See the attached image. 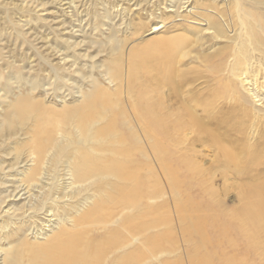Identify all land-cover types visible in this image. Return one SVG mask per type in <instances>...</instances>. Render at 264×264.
Listing matches in <instances>:
<instances>
[{"label": "bare ground", "instance_id": "1", "mask_svg": "<svg viewBox=\"0 0 264 264\" xmlns=\"http://www.w3.org/2000/svg\"><path fill=\"white\" fill-rule=\"evenodd\" d=\"M116 1L118 6L129 2ZM214 1L217 6H206L203 0H197L198 4L196 0H169L171 11L176 16L181 14L183 19L186 16L189 24L199 26L200 33L196 36L192 32L196 36L193 38L174 39L165 50H158L156 72L142 77L136 61L127 62L123 67L122 45L116 36L118 26L111 25L113 19L109 17L111 9L100 5L102 22L99 23L107 37L99 43L92 38L97 32L96 24L90 28L92 32L85 33L80 26L82 21L76 24L71 16L64 14L65 10H73L72 2L49 1L50 8L55 10L47 14L59 11L60 23H63L60 24L55 23L59 14L49 19L41 15L47 8L37 0L0 1V23L9 30L6 31L9 35L3 32L7 39L29 42L26 28L22 27L26 25L33 32L52 27L54 35L50 40L53 46L45 47L44 53L43 49L32 47L34 52L31 51L32 60H28L27 70H21L26 62L16 63L13 59L3 60L4 65L0 66V264H153L154 261L169 264L164 258L178 254L180 247L171 238L167 240V245L171 246L166 248L155 230L161 225L169 229L174 218L179 225L181 243L185 249L187 247L182 252L184 255L179 254L186 256L187 264H214L212 259L219 264H237L231 255L234 252L230 256L221 250L216 253L202 238L196 246H190L195 229L188 216L192 207L188 203L192 198L189 192L196 187L201 197L208 196L215 202L218 200L213 183L216 177L225 190H236L240 205L234 207L232 220H221L220 225L214 223V227L216 230L233 228L238 234L252 237L246 238L244 245L234 243L232 247L264 264L261 262L264 260V172L259 170L254 178L251 173L263 165L264 0ZM126 6L122 9L129 13L131 8ZM66 18L70 20L66 22ZM162 21L155 20L150 32L157 33L164 26ZM55 24L61 28L53 29ZM67 24L77 26L76 30L67 31L69 35L63 31ZM80 27L84 30L82 34ZM70 36L81 39L76 41ZM208 40L217 46L211 52L201 53L199 50ZM2 41L0 37V50L4 49ZM84 42L92 47L95 44L92 54L77 52L79 48H75L84 46ZM80 48L86 50V47ZM192 54L214 83L211 96L203 101L190 92L185 95L188 99L180 100L181 87L173 77L176 63ZM100 55L104 58L94 63L92 60ZM81 59L85 63L79 65L77 61ZM34 61L49 77L40 78L44 81L42 84L41 75L38 77L31 67ZM69 76L76 80L75 90L67 87L72 98L69 103L64 98L49 105L40 97L35 98L41 85L58 84L65 88L69 85ZM52 77L55 79L49 80ZM98 77L102 81L104 78L116 91L107 92V87L101 89ZM44 90L47 95L48 90ZM122 99L127 101L124 103ZM220 99L233 102L231 107L228 105L235 111L230 119L234 128L240 123L238 131L247 136V140L244 139L247 144L240 141L241 144H236L228 139L234 128L225 127L229 120L217 112L216 103ZM199 107L206 112L207 124L196 115ZM247 150L250 153L245 156ZM198 154L208 158L209 165L200 164ZM141 173L152 182L147 188L153 186L155 193L145 191L140 183ZM183 186L187 194H181L183 188L179 191ZM155 199L166 205L158 209L160 201L155 203ZM157 209L161 217L154 216L147 222L146 214H153ZM145 231L151 232L148 238L151 241H147ZM30 234L42 241H27ZM152 249L160 250L154 253ZM143 250L147 252L143 254Z\"/></svg>", "mask_w": 264, "mask_h": 264}, {"label": "rangeland", "instance_id": "2", "mask_svg": "<svg viewBox=\"0 0 264 264\" xmlns=\"http://www.w3.org/2000/svg\"><path fill=\"white\" fill-rule=\"evenodd\" d=\"M1 2H3V3H8V2H12V1H14V0H5V1H7V2H5L4 0L2 1V0H0ZM36 1V0H35ZM42 1H44V3L43 2H40V0H37V2L38 3H41L42 5H43V8H47V10H44V12H42L41 13V15H43L44 17H46V18H50L52 15H54L55 14V12H53V13H49L50 15H48L47 14V12L48 11H50V10H55L54 8H50V6H49V1H51V0H49L48 2L46 1V0H42ZM54 1V0H53ZM66 0H55V2H61V3H63V2H65ZM79 3V4H77V2ZM67 0V3L68 2H72L73 4V6H74V8H73V10H65V13L64 14H66V15H68V16H71V19L72 20H74V21H76V24L78 23L77 21H82V24H80V26L82 25V27L85 29V33H87L88 32V30H90L91 31V29H93L94 28V26H95V24L97 25V26H95L96 28H97V30H95V31H97L96 33H94V35H92V38L95 40V41H97V42H102V41H104V39L107 37V34H106V32L105 33H102V27H100V23L99 22H102L101 21V19L99 18V11H101L100 10V8L101 7H103V6H105L106 8H108L110 11H111V14H110V16L109 17H111L112 16V18H110L111 20H112V22H111V25H116V27L118 28V32L116 33V36H117V38L120 40V42H121V47H122V63H123V67L125 66V65H127V62H131L132 60L133 61H136L137 63H138V66H139V68L141 69V77L143 76V75H148L149 73H155L156 72V59H157V54H158V50H165L166 49V47H167V45H169V44H171V42L174 40V39H177V38H181V37H183V38H193V37H196L197 35L196 34H198V33H200V32H198V29H199V26L197 27L195 24L193 25V23L192 24H189L188 22V18L186 17V16H184L185 18L183 19V17H182V15L181 14H178L179 16H176V14H174L171 10H173V8L170 6V3H169V0H128L129 2H124V4H123V6H118V4L119 3H117V1H116V3H115V1L114 0ZM114 1V2H113ZM127 1V0H126ZM177 0H175V2H176ZM204 1V5L206 4V6L207 5H209V6H214V5H216L217 6V3H215V1L214 0H203ZM206 1V2H205ZM112 2H113V5H112ZM138 3V5H134V3ZM162 2V3H161ZM214 3L213 5H212V3ZM47 4V5H44V4ZM66 3V2H65ZM65 3H63V4H65ZM139 3H140V5H139ZM196 3L198 4V2H197V0H196ZM75 4V5H74ZM87 4V5H86ZM89 4V5H88ZM93 4H95V5H93ZM148 4V5H147ZM161 4V5H160ZM165 4V5H164ZM59 5V4H58ZM100 5H102L101 7H100ZM126 5H129V6H126ZM131 5V6H130ZM161 6V7H157V6ZM113 6V7H112ZM114 6H116V7H114ZM118 6V7H117ZM129 7V8H131L130 10H129V13L128 12H125V10H123L122 8L123 7ZM133 6V7H132ZM139 8H138V7ZM167 6H168V8H167ZM88 7V8H87ZM151 8V10L152 11H150V8ZM153 7V8H152ZM156 7V8H155ZM50 8V9H49ZM87 8V9H86ZM142 8V9H141ZM158 8V9H157ZM167 8V9H166ZM96 9V10H95ZM116 9V10H115ZM132 9H134V10H132ZM159 9H163V11L162 10H159ZM164 9H165V11H164ZM57 10V9H56ZM118 10V11H117ZM123 10V11H122ZM169 10V11H168ZM73 13H71V12ZM78 11V12H77ZM81 13H80V12ZM93 11V12H92ZM98 11V12H97ZM153 11H155L154 13H153ZM131 12V13H130ZM132 12L133 13H136V14H132ZM160 12H163V13H160ZM68 13V14H67ZM80 13V14H79ZM126 13H128V14H126ZM139 13V14H138ZM152 13H153V15H152ZM159 13L161 14V15H159ZM166 13H168V14H166ZM57 14V15H56ZM56 16H58V14H59V16H58V18L56 19V22L55 23H60L61 21V19H62V17H61V14L59 13V11L57 12L56 11ZM118 14V15H117ZM149 14V15H148ZM156 14V15H155ZM80 15V16H79ZM138 15V16H137ZM159 15V16H158ZM171 15V16H170ZM83 16V17H82ZM121 16V17H120ZM139 16H142V17H140L139 18ZM156 16V17H155ZM166 16V17H165ZM181 16V17H180ZM76 17V18H75ZM81 17V18H80ZM149 17V18H148ZM168 17V18H167ZM180 19H179V18ZM52 18V17H51ZM141 18H142V20H141ZM175 18V19H174ZM22 19H25V17L23 18V16H22ZM81 19V20H80ZM132 19H133V22H132ZM157 19L158 20H163L162 21V23L164 24V26L161 28V29H159V31L157 32V33H154V34H156L157 35V38H156V36L153 34V33H151L150 31H151V28H152V23L156 20L157 21ZM174 19V20H173ZM59 20V21H58ZM68 20H70L69 18H68ZM67 20V18H66V22L68 21ZM128 20H129V22H128ZM185 20V21H184ZM89 21H91V22H88ZM145 21V22H144ZM109 22V23H110ZM114 22V23H113ZM117 22H119L118 23V25H117ZM128 22V24L129 25H126V23ZM132 22V23H131ZM92 23V24H91ZM135 23V24H134ZM138 23V24H137ZM60 24H63V23H60ZM91 24V25H90ZM123 24V25H122ZM143 25V26H142ZM187 25V26H186ZM193 25V26H192ZM0 28H1V30H0V32L2 33V35H1V33H0V37H2L3 38V41H2V47H4V49L2 48L1 50H2V52H1V50H0V66L1 65H4V61L3 60H6V59H13V60H16V63L18 62V63H25L24 65H23V68L21 69L22 71H25V70H27L28 69V67H29V65H30V61H28V60H32V56H31V54L34 52V50H31L32 49V47H35V48H37V49H39V50H41L42 51V49H43V53L45 52V51H47V49H45V47H48L49 46V44L51 45V46H53L52 44H53V42L52 41H50V40H53V37H54V35L51 33L52 31V27L51 28H45V29H42V30H34V32L32 31V28H30V26H28V25H26V27L25 26H22L23 27V29L24 28H26L24 31L26 32L25 34H26V36H27V39L29 40V42H21V41H16L15 39H13V38H8L7 39V37L8 36H6V34L7 35H9L7 32H9V30H8V28H6V26L4 27L3 25H2V23H0ZM61 26V25H60ZM58 27V26H56V24H55V27H53V29L54 28H58V29H60L61 27ZM88 26V27H87ZM119 26L121 27L120 29H119ZM128 26V27H127ZM184 26V27H183ZM21 27V28H22ZM82 27H80V32L79 33H83L84 32V30H83V28ZM92 27V28H91ZM145 27V28H144ZM151 27V28H150ZM4 28H6V29H4ZM29 28V29H28ZM65 28L66 29H64L63 31L65 32V33H70V32H67V31H71V30H76V28H77V26H73V25H71V24H67V26L65 25ZM87 28V29H86ZM91 28V29H90ZM98 28H100V29H98ZM148 28V29H147ZM4 29V31H2ZM8 30V31H7ZM30 30V31H29ZM81 30H83V31H81ZM149 30V31H148ZM186 30V31H185ZM189 30V31H188ZM7 31V32H6ZM35 31H37V33L35 32ZM39 31H40V33H39ZM43 31V32H42ZM101 31V32H100ZM188 31V32H187ZM3 32H5L4 34H3ZM42 32V33H41ZM48 32H49V34H48ZM78 32V31H77ZM92 32V31H91ZM93 32H94V30H93ZM144 32V33H143ZM173 32V33H172ZM181 32H183V33H181ZM192 32H194V34L196 35H194ZM31 33V34H30ZM102 33V34H101ZM151 33V36L150 35H148V34H150ZM190 34V35H188V34ZM32 34H36V36H38V37H36L35 35H32ZM46 36H49V37H45V35ZM78 34V33H77ZM92 34V33H91ZM153 34V35H152ZM192 34V35H191ZM40 35H42V37L40 36ZM43 35H44V37H43ZM69 35V34H68ZM79 35V34H78ZM122 35H123V37H122ZM150 36V37H148V36ZM168 35L169 36H171V37H168ZM183 35H185V36H183ZM194 35V36H193ZM173 36V37H172ZM176 36V37H175ZM193 36V37H192ZM29 37V38H28ZM71 37V36H70ZM78 36H72L71 37V39H73V40H76V41H78L77 39H81V37H78ZM128 37V38H127ZM148 37V38H147ZM152 37H154V38H152ZM159 37V38H158ZM164 37H166V38H164ZM4 39H6V40H4ZM47 39H48V41H47ZM140 39V40H139ZM149 39V40H148ZM152 39H154V40H152ZM156 39H158V40H160V41H156ZM165 39V40H164ZM15 40V41H14ZM88 39L87 38H85V41H87ZM102 40V41H101ZM151 43H149L148 41ZM41 41H43V42H41ZM145 41V42H144ZM147 41V42H146ZM154 41V42H153ZM165 41V42H164ZM3 42H5V44H3ZM96 42V43H97ZM99 42V43H100ZM157 42H159L160 44H156ZM170 42V43H169ZM19 43V44H18ZM25 43V44H24ZM28 43V44H27ZM99 43H97V44H99ZM155 43V44H154ZM168 43V44H167ZM1 44V43H0ZM22 46H21V45ZM142 44V45H141ZM32 45V46H31ZM94 46L92 47L91 45H89V43L88 42H84V46L83 45H78V47H76L75 49H78L77 50V52H81V53H79L80 55H82V54H85L86 52L87 53H90V54H92L94 51H95V44H93ZM157 45V46H156ZM137 48H136V47ZM142 46V47H141ZM143 46H146L145 47V49H144V47ZM149 46V47H148ZM217 46V43H213L211 40H208V41H205L204 43H203V46L201 47V49L199 50L201 53H204V54H206V53H208V52H211L213 49H214V47H216ZM1 47V46H0ZM19 47H21V48H19ZM28 47V48H27ZM80 47H86V50H85V48H84V50H82L83 48H80ZM140 47L141 48H143V49H140ZM24 48V49H23ZM134 48V49H133ZM136 48V49H135ZM138 48L140 49L139 51H142V52H139L138 51ZM26 49V50H25ZM30 49V51H28ZM71 49V48H70ZM132 49V50H131ZM157 49V50H156ZM21 50H24L25 51V54H22L21 52H23L24 53V51H21ZM62 50V49H61ZM137 50V51H136ZM7 51V52H6ZM31 51H33V52H31ZM67 51V50H66ZM85 51V52H84ZM136 51V52H135ZM12 53V54H10V53ZM26 52H30V55L28 54V53H26ZM129 52V53H128ZM134 52V53H133ZM155 52H157L156 54H155ZM9 53V54H8ZM136 53V54H135ZM28 54V55H27ZM134 54V55H133ZM22 55V56H21ZM33 55V54H32ZM46 56H47V54H45ZM136 55V56H135ZM26 58H25V57ZM31 58H30V57ZM139 56V57H138ZM7 57V58H6ZM17 57V58H16ZM29 57V58H28ZM49 57V59L51 58L52 59V57L51 56H48ZM135 57V58H134ZM21 58V60H18V59H20ZM23 58V59H22ZM104 58V56L102 55H100V56H98V58L97 59H95V60H92V61H94V63H95V61L97 62V60L100 62L102 59ZM138 58V59H137ZM34 59V58H33ZM27 60V61H26ZM68 60V59H67ZM91 60V59H90ZM153 60V61H152ZM20 61V62H19ZM55 61V60H54ZM86 61L88 62L89 61V59L88 58H86ZM141 61V62H140ZM143 61V62H142ZM27 62H29V63H27ZM77 62H79V65H80V63L81 64H83V63H85V61L84 60H78ZM147 62V63H146ZM155 62V63H154ZM3 63V64H2ZM33 63V66H31L32 67V69L33 70H35V72L37 73V75H38V77H39V75H41L40 77H39V79L40 78H42V79H48L49 77L46 75L47 74V72H44L45 71V69H43L42 67H40L38 64H36V62L34 61V62H32ZM98 63V62H97ZM140 63V64H139ZM142 63V64H141ZM145 65H144V64ZM150 63V64H149ZM26 64H28V65H26ZM199 64V65H198ZM34 65H36L35 67L36 68H34ZM147 65V66H146ZM170 65H171V63H170ZM176 67H175V65H174V67H175V73H173V77H174V79H175V83H176V85H178V86H180L181 88H180V91H179V96H180V100L181 99H183V97L185 98V100L186 99H188L187 98V96H185L186 95V92L188 93V92H190L191 94H193L192 96H194L195 98H197V99H199L200 101H203L205 98H207L208 96H211V92H212V88L214 87V83L213 82H211V79H210V77H209V75H208V73L205 71V67L203 66V64L201 63L200 64V61H197L195 58H194V55L192 54L191 56H188V57H185V58H183V59H181V61L179 62V63H176ZM27 66V67H26ZM195 66V68H193ZM150 67V68H149ZM178 67V68H177ZM43 69V71H42V69ZM191 68H193L192 70H191ZM178 69V70H177ZM194 69L195 70H197V71H194ZM152 70V71H151ZM153 70H155V71H153ZM180 70H183L182 71V73H179L178 74V72H180ZM84 71H87L86 69L84 70ZM53 78V77H52ZM50 78L49 80H51V81H53L55 78ZM68 78H70L68 81V83H69V85H66V89L65 88H60L59 86H58V84H56V85H41L40 86V88L38 89L39 90V93H38V90H37V96H35V98H39V99H43V100H45L44 102H47L46 104H49V105H52V104H55V103H59L58 101L59 100H61V99H66L65 101L67 102V103H69L71 100H72V98L71 97H69V95H68V88L69 89H71L70 91H72V90H75V88L73 87V86H76V80H75V78L74 79H72L70 76L68 77ZM99 78V81L101 82L100 84H102V86H101V89H104L105 87H107V88H105V90H107V92H114V91H116V90H113L114 88L112 87V88H110V86L108 85L109 83H107V81L106 80H104V78H103V81H102V79H101V77H98ZM183 78V79H182ZM42 79H40V83L42 84L44 81L42 80ZM72 80V81H71ZM207 80H208V82H207ZM210 80V81H209ZM72 82V83H71ZM106 82V83H105ZM57 83V82H56ZM71 83V84H70ZM73 84V85H72ZM107 84V85H106ZM182 84V85H181ZM187 84V85H186ZM85 85V84H84ZM47 86V87H46ZM208 86V87H207ZM68 87V88H67ZM43 89H45L44 91H47L48 93H47V95H46V92L44 93V92H42L43 91ZM209 89V90H208ZM54 90V91H53ZM58 90V91H57ZM61 90V91H60ZM164 90L166 91V88H164ZM184 90V91H183ZM49 91H51L52 93H50ZM207 91V92H206ZM56 92V93H55ZM64 92V94H62V93ZM184 92V93H183ZM208 92H209V94H208ZM42 93H43V95L44 96H42ZM61 93V94H60ZM41 94V95H40ZM66 94V95H65ZM36 95V94H35ZM51 95H55L54 96V99H53V96L51 97ZM64 95V96H63ZM48 96H49V98H48ZM58 96H59V98H58ZM68 96V97H67ZM178 96V97H179ZM41 97H43V98H41ZM45 97V98H44ZM48 99H47V98ZM51 97V98H50ZM56 97V98H55ZM49 100V101H48ZM171 100H172V103L173 102H175V100H174V97L172 96V98H171ZM122 101H124V103H125V101H127V100H125V99H122ZM226 100L225 99H220V101H218L216 104V108L218 109V111L217 112H221V114H223L224 116H226V118L229 120L227 123L228 124H226L225 125V127L226 126H233V121L230 119L234 114H235V111H233L232 112V109L230 110V107H231V104L233 103H229L228 101L227 102H225ZM55 102V103H54ZM222 102V103H221ZM227 103V104H226ZM220 104V105H219ZM223 104V105H222ZM230 104V105H229ZM224 105H226V106H224ZM228 105L230 106V107H228ZM219 106V107H218ZM221 106V107H220ZM223 109V110H222ZM202 109H200V107L199 108H197V110H196V115L198 116V118L200 119V121H202V122H204V123H206L207 124V121H209L208 119H207V117H206V112H204L203 110L201 111ZM225 110V111H224ZM227 110V111H226ZM230 111V112H229ZM231 116V117H230ZM212 118V117H211ZM239 122H240V118L239 119H237ZM212 121V120H211ZM240 124V123H239ZM239 124H237V126H236V128H234V126H233V128H234V131L232 132V134L230 135V136H228V137H231V138H228V139H230V140H232L233 141V143H236V144H238L239 143V141L241 142V143H244L245 142V140H247V136H242V135H240L239 134V131H238V128H241V126L239 125ZM241 124H243V123H241ZM225 127H224V129H225ZM237 133V134H236ZM238 134H239V136H238ZM242 137H243V139H242ZM245 139V140H244ZM241 143H239V144H241ZM248 143V142H247ZM247 143H244V144H247ZM133 151V150H132ZM247 152H248V150L247 151H245L244 153L246 154L245 156H247ZM248 153H250V152H248ZM198 161L200 160V164H202V165H204V166H207V165H209V161H208V158H204L202 155H200V154H198ZM201 157V158H200ZM202 158H204V159H202ZM261 161L263 162V165H260L259 167H257V172H255L254 170H251V173H252V175H253V178L254 177H256V175H258L257 173H258V171L259 170H263V172H264V148H263V152H262V159H261ZM144 175V176H143ZM142 175V173H141V175H140V183H141V185L144 187V189H145V191H152V193H155L154 191H155V188L152 186V188L151 189H148L147 187L149 186V184H151L152 185V182H150L148 179H147V177H146V174L144 173ZM263 176H264V174H263ZM145 177V178H144ZM147 179V180H146ZM147 181V182H146ZM149 181V182H148ZM213 183H214V186H215V194L217 193V196H218V200H216L215 202H211L210 201V199H209V197L208 196H205V199L203 198V197H201V195H200V192H198V190H197V188L196 187H194L193 188V190L191 189V191L189 192L190 194H191V199H189V201H191V203L190 202H188L189 204H191V205H189L191 208H190V212L188 213V216H190L191 218H192V221H191V223H193V229H195L194 231H193V233H192V235H191V239H192V241H191V244H190V246L191 247H193V246H196V244L201 240V238L203 239V240H207L208 241V245H209V248H210V250L212 249V248H215V250H216V253H219V251L221 250V253H223V252H226L227 253V256H230L229 254L230 253H233V254H231V255H233V261L235 262L236 260L238 261L237 262V264H240V263H244V264H253V263H255V264H259L260 263V260L259 259H253V256L251 257V255H250V257L248 256H246V253L245 254H243L242 252H244V251H242L241 249H239V250H234L233 249V247H232V244H238V246L239 245H244V242L246 243V238H248L249 237V239L251 238L252 239V237H250V236H246V235H241V234H238V233H236V232H234V229L232 228V229H227V230H222V229H217L216 230V228L214 227V223L215 224H219V221L220 222H222L221 220H227L228 222L230 221V220H232V217H233V214H234V212H235V206H239L240 205V203H238L237 202V197H236V190H234V189H232V188H230V189H228V190H225L224 189V186H222V184H221V180L219 179V178H215L214 180H213ZM153 184H154V182H153ZM147 188V189H146ZM181 188H183L182 190V193L181 194H187L188 192L185 190V188H184V186L183 187H179L178 189H179V191H181ZM218 189V190H217ZM224 190V191H223ZM228 191V192H227ZM194 193V194H193ZM220 195V196H219ZM224 200V201H223ZM160 201V202H159ZM157 200V199H155L153 202H155V203H157V202H159V203H157V204H159L158 205V209H161L162 207H164L166 204L164 203L163 204V201H161V200ZM223 201V202H222ZM195 202L197 203V204H195ZM211 202V203H210ZM237 203V204H236ZM160 204H162V205H160ZM195 204V205H194ZM199 204V205H198ZM198 205V206H197ZM220 207H219V206ZM234 205V206H233ZM193 206H195V207H193ZM207 206V207H206ZM210 207V208H209ZM215 207V208H214ZM197 208H199V209H197ZM203 208V209H202ZM205 208V209H204ZM223 208V209H222ZM157 209V211H153L154 213L153 214H146V216H145V218L144 219H146V221L147 222H150V220L149 219H152L153 220V218H154V216H160L161 217V215H159V213H158V210ZM164 209V208H163ZM195 209V210H194ZM218 209V210H217ZM223 211H222V210ZM224 209H226L225 210V212H224ZM234 209V210H233ZM155 210V209H154ZM193 210V211H192ZM204 210H205V212H204ZM207 210V211H206ZM211 210V211H210ZM196 211V212H195ZM197 211H199V212H197ZM210 211V212H209ZM213 211H215V212H213ZM227 212H229V213H227ZM156 213V214H155ZM195 213V214H194ZM198 213H199V215H198ZM205 213V214H204ZM214 213V214H213ZM172 214V213H171ZM204 214V215H203ZM213 214V215H212ZM221 214V215H220ZM207 216V217H204V216ZM224 215V216H223ZM209 216V217H208ZM223 218H222V217ZM196 217V218H195ZM172 218H173V216H172ZM209 218V219H208ZM148 219V220H147ZM212 219H213V221H212ZM204 220V221H203ZM160 221V220H159ZM208 221V222H207ZM213 223H212V222ZM210 222V223H209ZM175 223V224H174ZM195 223V224H194ZM208 224V225H207ZM195 225V226H194ZM205 225H207V226H205ZM220 225V224H219ZM173 226V227H172ZM179 225H178V223H177V221L175 220V218L173 219V223L171 224V227L169 226V229L166 227V226H164V225H161V227H159L158 229H156L155 230V232L157 233V235H160V238L163 240V245L166 247V246H171V245H167L168 244V242H167V240H170L171 238H172V240L171 241H173V242H175V243H177L178 245H179V247H180V249H179V253L180 254H183L184 255V253H182V252H185V250L187 249V247H186V249H185V246L184 245H182L183 244V242L181 243V241H182V239H181V235H180V232H179ZM177 229V231H176V229ZM198 228H202V230L200 231H197L196 229H198ZM203 228H205L204 230H203ZM209 228V229H208ZM174 230H175V233H174ZM206 230V231H205ZM211 230V231H210ZM205 231V232H204ZM170 233V232H172L170 235L169 234H167V233ZM202 232H204V234H202ZM150 231H145V234H146V238L148 239V238H150L149 236H150ZM199 233V234H198ZM174 236L175 235V237H172V236ZM195 235V236H194ZM168 237H169V239H168ZM26 239H27V241H29V242H36L37 240H40V239H37V240H35L33 237H32V234H30V235H28L27 237H26ZM190 239V240H191ZM261 239V238H260ZM40 241H42V240H40ZM44 241V240H43ZM147 241H151V239H148ZM242 241V242H241ZM218 242H221V244L222 245H220ZM227 242V243H226ZM172 244V243H171ZM229 245V246H228ZM216 247H219V248H216ZM167 248V247H166ZM183 248V249H182ZM224 248V249H223ZM227 248V249H226ZM240 248V247H239ZM188 249H189V247H188ZM191 249H195V247L194 248H191ZM153 250V249H152ZM160 249H155V250H153L154 251V253H156L157 251H159ZM203 250V249H202ZM145 252H147L146 250H143L142 251V253L144 254ZM177 254V253H174L173 255H171V256H169V257H165L164 259H168V261H169V264H172V262H173V264H187V262H186V256H180V254ZM225 253V254H226ZM186 255V254H185ZM236 255V256H235ZM157 256V255H156ZM173 256V257H172ZM174 256H175V261L177 262V263H175V261H173V258H174ZM235 256V257H234ZM239 256V257H238ZM245 256L247 257V258H245ZM242 259H241V258ZM170 258V259H169ZM179 258V259H178ZM182 260H181V259ZM177 259V260H176ZM250 259H252V260H250ZM171 260H172V262H171ZM184 260V261H183ZM212 261H213V263L214 264H219V262H217L215 259H212ZM258 261V262H257ZM171 262V263H170ZM261 262H263L264 263V260L262 259L261 260ZM153 264H160L159 262H157V261H154V263ZM162 264V263H161ZM163 264H166L165 262L163 263Z\"/></svg>", "mask_w": 264, "mask_h": 264}]
</instances>
